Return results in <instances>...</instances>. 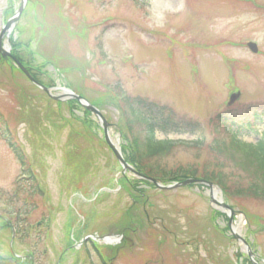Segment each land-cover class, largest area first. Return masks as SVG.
Listing matches in <instances>:
<instances>
[{"label":"rangeland","instance_id":"1","mask_svg":"<svg viewBox=\"0 0 264 264\" xmlns=\"http://www.w3.org/2000/svg\"><path fill=\"white\" fill-rule=\"evenodd\" d=\"M22 4L2 45H18L15 55L54 97L69 89L94 105L113 146L133 148L145 128H126L127 107L109 88L183 124L155 132L156 141L175 144L170 156L144 164L155 176L216 172L222 158L210 144L218 119L237 125L257 115V132L240 139L259 141L264 0H0V32ZM72 102L54 100L0 59V264H264V199L246 191V175L223 162L226 196L196 183L175 187L183 178L161 184L174 189L133 188L138 178L122 173L102 121ZM28 167L35 182L22 178ZM214 191L235 213L231 225L230 211L211 203ZM8 211L25 219L17 231ZM233 228L246 246L232 239Z\"/></svg>","mask_w":264,"mask_h":264},{"label":"trees","instance_id":"2","mask_svg":"<svg viewBox=\"0 0 264 264\" xmlns=\"http://www.w3.org/2000/svg\"><path fill=\"white\" fill-rule=\"evenodd\" d=\"M18 45H11L12 47V55L17 58L31 73L32 68L29 64L24 63L18 56L15 55V48L17 49ZM34 79L37 80L36 76L31 73ZM113 94H116L119 103L127 107V112L129 113L128 118H125V126L129 130L132 128L134 123L141 124L144 129V135L142 139L138 137H133L131 142L133 143V148L131 147V143L129 145L122 146V153L124 155L125 160L131 164L134 169L140 173L141 175L151 177V178H159L162 181L170 182L172 180H181L194 178L196 176V172L190 169L182 171V169H178L176 172H163L160 177L155 176L151 170H149L148 166L144 165L145 163H150L155 160L164 159L171 155L172 150L175 148V144L169 141H156L155 140V132L157 130L162 133H167L169 131L177 132L183 130L185 127L182 125L177 126L176 123L169 118L171 112H164V109L161 107L158 108L160 114H165V118H155L152 113V108L150 106H145L144 103L138 101V105L141 108H135L131 105V100L125 95V93L118 89H111ZM113 99V97L110 96ZM111 99V100H112ZM75 104V102H72ZM144 108L146 110H144ZM126 112V113H127ZM131 117V118H130ZM2 118V117H1ZM130 119V120H129ZM260 120L257 118H253L252 122H245L242 124H229L227 120H221V122H212L214 129V139L210 144L211 151L217 156L221 157L222 161L220 165H217L216 172H206L201 173V176L198 177L201 180L210 182L215 184L218 188L221 189L223 194L226 196L228 187L225 182V177L221 173H217L218 171H222V164L224 161L228 162L233 166L234 169H238L242 174L247 176V182L249 179V183L245 184L246 191L252 194L255 198L264 199V131L261 133V137L256 144H249L243 142L240 138L241 136L257 132V122ZM0 122L2 120L0 119ZM188 126V125H186ZM187 131L196 130L197 127L190 125ZM130 133H132L130 131ZM6 138H10L9 134H6ZM7 140V139H6ZM7 144L14 148L13 152L19 158V162L22 167H25V161L23 158V154H21L20 150L14 147V144L8 139ZM144 165V166H143ZM216 167V166H215ZM26 168V167H25ZM28 180L31 182H35L34 174L30 167H28ZM177 173V175L175 174ZM179 178V179H178ZM140 184L139 181H134L132 184L133 188H136L135 185ZM32 186V185H31ZM236 194H240L239 191L235 192ZM7 214V222L15 231L19 224L25 221V219L21 220L18 218L19 215L13 212H5ZM4 214L0 212V215ZM14 216V217H10ZM22 217V216H21ZM10 220H16L18 222L14 223V225L10 222ZM12 224V225H11ZM25 236V235H24ZM22 236L21 239H25L26 237ZM23 241V240H21Z\"/></svg>","mask_w":264,"mask_h":264},{"label":"water","instance_id":"3","mask_svg":"<svg viewBox=\"0 0 264 264\" xmlns=\"http://www.w3.org/2000/svg\"><path fill=\"white\" fill-rule=\"evenodd\" d=\"M23 6L24 4H22V6L20 7V9L18 10L17 14L12 18L10 19L7 24L4 26V28L2 29L1 33H0V57H2L3 60H11L23 73L24 75L29 79V81L34 84L36 87H38L39 89H41L42 91H44L45 93H47L51 98L57 100V101H60V100H63L64 97H54L51 95L50 93V90L42 87L40 84H38L31 76L30 74L27 72V70H25L24 67H22V65L14 58L10 55L9 51H7L6 49H4V46H2V40H3V37L5 36V34L7 32L10 31V29L12 28V26L18 21L19 19V16L20 14L22 13V10H23ZM248 47L250 48V50L253 52V53H256L257 51V47L253 44H249ZM239 93H235L233 94L230 99H229V103H228V106H230L231 104H233L239 97ZM71 99H74V100H77L82 107H84L87 111L93 113L96 117H98L102 123H103V132H104V139H105V142L107 143L108 147L110 148V150L113 152L115 158L117 159V161L119 162V164L121 165L122 169H123V173L125 172H130L132 173L133 175H135L136 177L140 178V179H143V180H146V181H149L150 183H153L154 185H156V187H158L159 189H174V187H163L161 186L156 180H153V179H148L144 176H141L139 175L137 172L134 171V169L132 167H130L125 161L124 159L122 158V155H121V152L118 148H116L115 146L112 145V143L110 142L109 140V136H108V125L107 123L104 121V119L100 116V113L98 112L97 109H95L94 107L88 105L86 102H84L83 99H81L80 97L74 95V94H69L68 95ZM86 103V104H85ZM205 184L209 190L211 191L213 189V185L211 184H206L204 182H197V181H186L184 183H180L178 185H176L175 187H180V186H186V185H190V184ZM211 203L220 208V210H223V211H230L229 207L224 205V204H220V203H217L212 197L210 199ZM231 213V216H230V224L233 222V215L235 214L234 212L230 211ZM235 239L242 242L245 246H246V243H244V241L238 236V235H235L233 234ZM249 258L252 257V255L250 253L247 254Z\"/></svg>","mask_w":264,"mask_h":264},{"label":"bare ground","instance_id":"4","mask_svg":"<svg viewBox=\"0 0 264 264\" xmlns=\"http://www.w3.org/2000/svg\"><path fill=\"white\" fill-rule=\"evenodd\" d=\"M115 146H116V145H115ZM213 197H214L215 200L220 201V200H218L217 197H216V191L213 192ZM233 232L236 233V234H239V230H238L237 228H233ZM111 241H114V240L111 239Z\"/></svg>","mask_w":264,"mask_h":264}]
</instances>
